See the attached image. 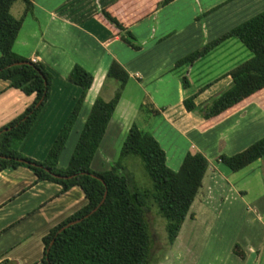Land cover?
Wrapping results in <instances>:
<instances>
[{"label":"crops","instance_id":"1","mask_svg":"<svg viewBox=\"0 0 264 264\" xmlns=\"http://www.w3.org/2000/svg\"><path fill=\"white\" fill-rule=\"evenodd\" d=\"M31 1L33 7L29 11L25 10V0H14L10 6L14 16H22L12 49L18 55L42 62L52 75V83L46 102L20 143L24 154L44 159L81 92V86L67 76L78 62L92 72L93 80L59 155L58 163L67 164L72 152L68 144L72 142L74 147L94 98L100 95L109 99L114 93L116 83L110 81L106 71L111 60L117 59L129 77L90 167L96 171L111 167L135 121L158 139L170 167L177 169L188 149L200 150L208 158L195 200L210 203L217 186L225 188L224 194L232 197L243 198L247 194L246 182L237 184L230 176L239 172L243 181L250 180V176L255 178L264 167V156L236 171L224 168L216 156L238 151L264 135V130L258 134L264 129V95L240 102L211 119L187 110L182 98L197 91L195 102L205 103L229 84L227 71L250 56V50L231 36L192 63L175 66V61L263 9L264 0H169L160 5L158 0ZM102 7L125 22L140 41V48L135 49L120 38L102 17ZM183 74L189 81L185 88ZM34 95L10 86L8 79L0 77V126L21 113ZM145 98L153 102L158 113L139 116V104ZM60 189L61 184L56 181H35L33 170L26 165L0 170V264H44L42 236L86 202L79 185ZM263 196L261 186L254 198L257 206L264 203L259 201L264 200ZM258 221L264 228V209ZM236 242L242 246L244 256L234 252ZM228 245V253L207 255L206 263L264 264V230L255 241L232 239ZM5 259L7 263L3 262Z\"/></svg>","mask_w":264,"mask_h":264},{"label":"trees","instance_id":"2","mask_svg":"<svg viewBox=\"0 0 264 264\" xmlns=\"http://www.w3.org/2000/svg\"><path fill=\"white\" fill-rule=\"evenodd\" d=\"M13 1L0 0V77L8 79L10 86L35 95L21 113L0 126V170L26 165L33 170L35 181H56L61 184L60 191L76 184L86 198L82 206L52 225L42 236L41 260L44 264H150L153 239L147 221L148 210L154 208L153 202L157 205L156 212L165 218L167 241L173 243L202 184L208 158L200 150L188 149L179 167L174 169L166 163L165 150L153 133L133 121L121 143L119 157L111 167L102 171L90 167L129 77L117 59L111 60L106 71L107 77L117 81L114 93L109 99L100 95L94 98L67 164L58 163L59 155L93 80L92 72L78 62L71 66L67 76L81 86V92L44 159L24 154L19 148L20 143L48 98L52 75L42 62L18 55L12 49L22 23V16L16 17L10 11ZM168 1L158 0V5ZM25 2V10H32V1ZM100 13L122 40L135 49L141 47L140 41L121 18L107 7H102ZM231 36L238 38L251 54L227 71L231 77L229 84L203 104L194 100L197 91L182 98L187 110L199 112L206 119L216 118L238 103L264 92V8L179 57L175 66L192 63ZM188 84L187 75L183 74L182 86L185 88ZM140 110L145 114L159 112L148 98L140 102ZM129 154L138 155L143 160L152 188H140L124 171L121 157ZM262 156L264 135L233 153L220 152L216 160L235 171ZM93 207L96 208L91 211ZM76 218L80 219L64 226ZM233 250L244 256L238 242Z\"/></svg>","mask_w":264,"mask_h":264},{"label":"rangeland","instance_id":"3","mask_svg":"<svg viewBox=\"0 0 264 264\" xmlns=\"http://www.w3.org/2000/svg\"><path fill=\"white\" fill-rule=\"evenodd\" d=\"M14 12H16L15 9ZM109 79L117 85L116 79L112 77ZM260 95H264V92ZM144 114V111H139L140 117H144ZM141 121L138 117V122ZM262 130L264 129H260L259 135ZM71 136L74 137V131ZM68 145L69 151L73 150V143ZM121 163L124 171L132 176L140 188H152V180L144 168L143 160L138 155L122 156ZM221 164L229 169L224 163ZM259 171L258 176L255 178L250 176V180L246 181L237 174L239 172L230 176L237 184L246 182L245 185L248 186L249 191L243 198L225 195V188L217 186L213 189L210 203L203 199H194L175 241L171 244L166 238L165 218L156 212L158 208L153 202L154 208L147 212L148 226L153 239L150 248V264H210L206 263V256L228 253V244L232 239L248 241L252 238L255 241L260 238L264 228L258 221V215L264 209V203L257 206L254 198L261 190V186L264 187V167ZM194 211L196 213L192 214ZM212 264L217 263L212 262Z\"/></svg>","mask_w":264,"mask_h":264},{"label":"water","instance_id":"4","mask_svg":"<svg viewBox=\"0 0 264 264\" xmlns=\"http://www.w3.org/2000/svg\"><path fill=\"white\" fill-rule=\"evenodd\" d=\"M16 62H18V61H16ZM72 174H70V175H66V176H71ZM103 200V198L101 199V201ZM101 201L98 203V204H100L101 203ZM96 207H93L92 209H91V211L92 210H94ZM90 211V212H91ZM88 214V213H87ZM80 218H76V219H72V220H70L69 222H67L64 226H66V225H68V224H70V223H72V222H75V221H78Z\"/></svg>","mask_w":264,"mask_h":264}]
</instances>
